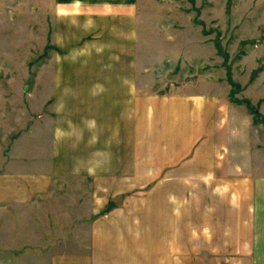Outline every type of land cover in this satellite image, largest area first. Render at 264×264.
<instances>
[{"label":"rangeland","instance_id":"obj_1","mask_svg":"<svg viewBox=\"0 0 264 264\" xmlns=\"http://www.w3.org/2000/svg\"><path fill=\"white\" fill-rule=\"evenodd\" d=\"M63 1L0 0V176L42 185L0 203V264H87L88 245L231 264L246 206L234 200L264 178V0H122L127 23L112 19L111 35L105 19L90 41L79 17L60 19ZM114 65L137 86L126 137L107 138L97 163L84 138L58 155L62 83Z\"/></svg>","mask_w":264,"mask_h":264},{"label":"crops","instance_id":"obj_2","mask_svg":"<svg viewBox=\"0 0 264 264\" xmlns=\"http://www.w3.org/2000/svg\"><path fill=\"white\" fill-rule=\"evenodd\" d=\"M66 1H68V4H66ZM72 1L76 0H64L61 2L58 16L62 20L69 18L68 24H71L72 27L75 26L74 20L78 19V17L83 20L80 26H85L83 28L86 29L85 41H90L89 35L91 36L92 33H95V35L99 33L102 38L105 37L106 32H110L111 35L114 32L117 33L113 27L116 22H112V19L116 18V21H120L119 23L122 24V21H125L123 17H127L129 14V6H127V2L123 3L122 0L115 5L113 4V7H111V4L104 5V1H102L104 3L101 2L95 7L92 4H90L92 7L90 5L87 6L85 3L80 7L75 4L76 2ZM105 19H109L107 20L109 21V29L106 32L104 27L106 26L104 25ZM124 25L127 26L126 24ZM125 33L127 34V30H125ZM88 48L89 46L81 50L87 52ZM84 72L89 73V75L87 77H79L78 81L66 82L61 85V89L65 91L57 99V105L60 107L59 113L61 114L57 126V154L67 153L65 146L69 145L70 142L74 145L73 148H76L77 139L81 140L84 138L80 146L89 148V154H93L94 161L97 163L96 156L107 152L106 147L109 144L111 145V138L115 136L119 138V133L120 136L126 137L127 133L124 134L123 129L125 127V132H128V107L133 106L135 100L138 99L137 86L136 83L129 82L127 72L121 65L111 67L96 66ZM136 121H138L137 118ZM71 130H76V132L71 133ZM85 131L88 134L84 137L83 132ZM107 131L111 132V134L106 135L104 138L106 140L102 142L101 146L104 149L98 148L100 144L97 141L98 135L100 139L101 136L105 135L103 132L106 133ZM114 131H117L116 135L112 134ZM133 135L134 132H132L131 136ZM86 139L88 140L86 141ZM77 152H85V150L80 149L78 151L77 148L71 153ZM41 186L27 178H2L0 176V203L6 201L7 196L10 202L28 201L35 193L41 190ZM234 195L236 196L234 198H237V195ZM238 199H235L234 202L242 201L246 206L241 210L240 205V216L238 221L237 217L234 220L235 235L231 264H264V178H259L255 181L249 180V192L245 190L243 194L239 195ZM247 210L249 218L246 224V220L244 217L242 218L241 214L247 213ZM234 213L236 215V208H234ZM237 224L239 226L238 229ZM142 246L88 245L87 264H144L145 253ZM174 246L163 245L159 248V252L156 251L153 257L154 264H175L176 254ZM68 258L72 261L78 259L75 254H70V257L67 258L62 255L56 257L54 264H58L59 260H63L61 262L63 264Z\"/></svg>","mask_w":264,"mask_h":264}]
</instances>
